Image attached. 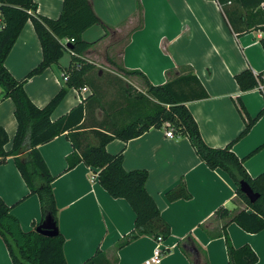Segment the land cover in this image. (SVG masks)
Returning a JSON list of instances; mask_svg holds the SVG:
<instances>
[{
    "label": "crops",
    "instance_id": "obj_1",
    "mask_svg": "<svg viewBox=\"0 0 264 264\" xmlns=\"http://www.w3.org/2000/svg\"><path fill=\"white\" fill-rule=\"evenodd\" d=\"M34 1L37 12L48 17L56 18L62 10V0ZM86 1L98 17L81 33L91 44L79 56L96 65L87 73L88 78L96 74L101 77L97 66L115 62L141 71L152 84L165 83L186 72L195 74L207 94L185 104L203 140L214 147L232 141L231 149L250 175L255 177L264 171V112L245 135L236 138L247 118L239 111V101L250 117H255L264 108V92L259 85L243 90L235 79L236 73L248 68L264 74V1L256 7L243 5L240 0L222 4L217 0ZM122 35L124 38H119ZM41 59L40 40L27 19L4 65L21 79ZM71 60L72 53L66 50L58 62L25 80L24 89L37 106H44L66 86L63 73ZM132 79L138 84L142 80L143 88L139 89L145 92L144 78L132 74ZM115 85V97L108 102L102 97L104 106L123 100L124 87ZM2 90L0 85V95ZM91 92L88 84L85 88L68 87L51 119L69 111ZM14 107L11 97L0 98V125L9 137L5 149L12 146L17 128ZM103 115L96 106L87 113V119L100 120ZM166 129V124L150 126L139 136L113 138L105 145L110 153L123 152L125 169L144 168L148 172L145 186L169 225L168 234L160 240L163 252L158 264H229L225 231L235 247L251 245L258 254L253 264H264V228L251 232L231 220L234 213L246 207L237 197L234 182L221 168H211L200 159L187 135L175 132L169 137ZM89 136L95 143L96 138ZM37 148L54 176L51 184L58 206L57 227L64 236L67 263L81 264L99 247L112 264H146L157 238L140 234L119 245L134 227L135 212L125 198L110 195L98 179L90 180L91 165L80 161L65 169L66 156L74 149L65 132ZM182 185L187 196L167 197V190ZM0 197L24 230L42 221L39 198L30 192L12 155L0 162ZM222 206L229 214L217 216L215 211ZM190 242L196 246V253L190 250ZM0 264H12L1 237Z\"/></svg>",
    "mask_w": 264,
    "mask_h": 264
},
{
    "label": "trees",
    "instance_id": "obj_2",
    "mask_svg": "<svg viewBox=\"0 0 264 264\" xmlns=\"http://www.w3.org/2000/svg\"><path fill=\"white\" fill-rule=\"evenodd\" d=\"M219 3L228 0H217ZM264 0H240L246 6H259ZM62 10L58 17H48L37 12L34 0H0V85L3 88L0 98L11 97L14 102V116L17 122L12 146L5 149L9 140L4 127L0 125V162L9 155L19 168L31 193H36L41 206L42 221L48 219L57 229L54 235H44L35 227L24 230L18 219L10 212V206L0 197V237L4 240L12 264H68L64 253V236L57 227L58 206L52 188L54 176L49 172L37 145L65 132L71 139L73 151L67 154V166L72 168L83 161L87 165L99 167L98 181L114 197L125 198L135 212L134 227L119 245L140 234H152L163 238L169 232V225L162 219L159 208L148 192L145 182L148 172L144 168L127 170L123 166V152L110 153L106 143L113 138L128 140L139 136L150 126L170 124L174 133L187 135L200 159L211 168H221L236 185L237 197L246 203V207L231 216V220L243 229L258 232L264 228V171L253 177L245 165L231 149V142L223 147L208 145L202 138L197 122L185 104L186 101L204 97L207 93L198 77L186 72L171 77L162 84H152L136 69L119 67L127 74H138L144 78L145 92L131 93L124 89L123 100L119 104L104 106L102 92L95 78L87 77L96 65L79 56L91 42L81 37L85 28L98 21L86 0H62ZM27 19L32 21L40 40L42 59L31 68L25 77L16 79L4 65V60L16 37ZM264 28V26H263ZM73 38L68 43L73 51L71 64L65 72L68 74L66 86H62L44 106H37L24 89L25 80L58 62L66 51L62 43L64 38ZM264 44V38H263ZM235 79L243 90L264 83V74H255L245 69L235 74ZM88 84L92 92L69 111L52 120L50 115L63 99L67 88L83 87ZM116 102V101H115ZM103 110L100 120H88L87 113L95 107ZM239 111L246 118V126L236 138L245 135L264 108L255 117H250L245 106L239 101ZM91 122L92 124H88ZM90 132L96 142H86L84 137ZM235 138V139H236ZM246 181L260 194L252 201L241 191L239 182ZM183 185L180 189L167 190L169 199L187 196ZM215 214L226 216L229 210L219 207ZM41 221V222H42ZM40 222V223H41ZM229 264H253L258 254L250 244L235 247L225 231ZM190 250L197 252L190 242ZM81 264H112L103 250L97 247L94 253ZM202 264H207L204 262Z\"/></svg>",
    "mask_w": 264,
    "mask_h": 264
},
{
    "label": "rangeland",
    "instance_id": "obj_3",
    "mask_svg": "<svg viewBox=\"0 0 264 264\" xmlns=\"http://www.w3.org/2000/svg\"><path fill=\"white\" fill-rule=\"evenodd\" d=\"M119 38H124V35H122ZM118 40V39H117ZM121 41V40H120ZM99 69H101L102 74L101 77H97V74L94 76L96 84L99 86V89L101 90L103 94V99L108 102V100H111L113 97H115L117 92V85L123 86L124 89L127 91H130L131 93L140 92L141 90L139 87L143 88V81L140 80L139 84L138 81L136 82V79H132V74H127L121 70L119 67V64L115 62L112 65H107V63H102L101 66H97ZM120 75H123L120 76ZM118 79V80H117ZM123 91V90H122ZM92 134L90 132L86 133L84 137V144L86 142H91L92 138L89 136Z\"/></svg>",
    "mask_w": 264,
    "mask_h": 264
},
{
    "label": "built area",
    "instance_id": "obj_4",
    "mask_svg": "<svg viewBox=\"0 0 264 264\" xmlns=\"http://www.w3.org/2000/svg\"><path fill=\"white\" fill-rule=\"evenodd\" d=\"M230 0H228L229 2ZM3 26V23H2V19L0 18V27ZM73 38H64L62 40V43L65 45L66 49L68 51H70V53L73 54V51L71 50V48L67 45V43L69 41H72ZM63 78L64 79H67L68 78V74L66 72L63 73ZM259 87L262 89V91L264 92V83L263 82H260L259 84ZM85 88V86H84ZM167 126V129L165 130V134L169 137H173L175 135L174 133V130H173V127L170 125V124H166ZM90 180L91 181H96L98 179V171H99V167H94V166H90ZM160 240H161V237L159 236L157 238V242L153 248V253L150 257L146 258L145 259V263L146 264H158L160 262V259H161V254L163 252V249L162 247L160 246Z\"/></svg>",
    "mask_w": 264,
    "mask_h": 264
},
{
    "label": "water",
    "instance_id": "obj_5",
    "mask_svg": "<svg viewBox=\"0 0 264 264\" xmlns=\"http://www.w3.org/2000/svg\"><path fill=\"white\" fill-rule=\"evenodd\" d=\"M0 9H1V5H0ZM67 45L69 47H71V44L70 43H67ZM239 188L241 191L245 192L248 197L252 200V201H255L259 196L260 194L258 192H256L248 182L246 181H240L239 182ZM35 229L44 234V235H54L57 231V229L54 227V224L49 221L48 219L42 221L41 223H39Z\"/></svg>",
    "mask_w": 264,
    "mask_h": 264
}]
</instances>
